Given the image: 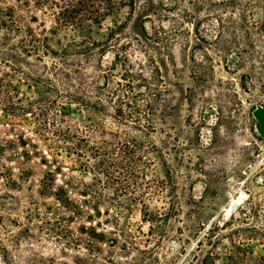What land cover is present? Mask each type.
I'll return each mask as SVG.
<instances>
[{
  "label": "rangeland",
  "instance_id": "rangeland-1",
  "mask_svg": "<svg viewBox=\"0 0 264 264\" xmlns=\"http://www.w3.org/2000/svg\"><path fill=\"white\" fill-rule=\"evenodd\" d=\"M125 20L118 48L111 47L102 62L109 66L117 48L133 72L155 78L158 154L148 177L160 191L145 204L161 214L144 218L142 205L134 202L121 209L118 221L102 224L117 239L115 246L102 245L97 253L81 243L61 251L42 226L44 199L41 219L24 232L23 216L27 206L34 207L30 195L37 197L44 167L36 158L25 164L32 170L1 158L7 166L0 167L1 252L15 264H29L37 254L68 263L77 256L91 264L101 257L110 264H231L239 246L251 252L248 259L264 256V138L251 113L256 104L264 106V0H135L133 11L119 6L94 37L104 38L114 21ZM33 94L26 84L19 86L24 103ZM89 116L99 115L72 102L63 118L74 125ZM12 179L19 189L5 185ZM76 233L82 242L89 239Z\"/></svg>",
  "mask_w": 264,
  "mask_h": 264
},
{
  "label": "trees",
  "instance_id": "trees-1",
  "mask_svg": "<svg viewBox=\"0 0 264 264\" xmlns=\"http://www.w3.org/2000/svg\"><path fill=\"white\" fill-rule=\"evenodd\" d=\"M121 5L133 11L135 0H0V105L7 114L1 123L5 130L0 129V159L21 161L20 167L32 170L25 164L36 158L44 167L37 197L30 195L34 207L27 206L23 216L28 221L24 232L34 218L41 219L39 201L44 199L42 226L61 251L76 250L81 243L97 253L102 245L115 246L117 239L102 224L110 218L118 221L121 209L134 202L142 205L144 218L161 214L145 204L160 191L156 179L148 177L158 154L155 78L133 72L127 56L118 51L126 20L114 21L104 38L94 37ZM111 47L117 48L107 66L102 57ZM22 83L34 89L25 103L18 96ZM72 102L99 116L68 124L63 115ZM107 121L118 128L108 127ZM0 167L7 166L0 162ZM5 185L15 190L20 186L16 179ZM82 219L88 226L80 224ZM74 222L77 229L71 227ZM79 230L89 234L87 242L77 235ZM250 253L239 246L231 264H264V256L248 259ZM0 254L5 264H15L1 248ZM80 263L91 261L72 256L68 263L37 254L29 262ZM97 264L110 260L101 257Z\"/></svg>",
  "mask_w": 264,
  "mask_h": 264
},
{
  "label": "water",
  "instance_id": "water-1",
  "mask_svg": "<svg viewBox=\"0 0 264 264\" xmlns=\"http://www.w3.org/2000/svg\"><path fill=\"white\" fill-rule=\"evenodd\" d=\"M251 113L256 120L255 129L257 133L264 138V106L256 104Z\"/></svg>",
  "mask_w": 264,
  "mask_h": 264
}]
</instances>
